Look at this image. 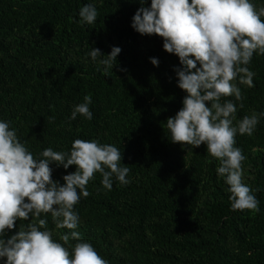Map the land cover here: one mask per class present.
Masks as SVG:
<instances>
[{"label": "trees", "instance_id": "obj_1", "mask_svg": "<svg viewBox=\"0 0 264 264\" xmlns=\"http://www.w3.org/2000/svg\"><path fill=\"white\" fill-rule=\"evenodd\" d=\"M251 2L264 6V0ZM89 3L98 11L91 25L79 17ZM139 7L138 0H0V120L34 157L47 147L69 151L76 138L120 148L130 183L113 177L109 191L97 172L87 186L91 194L74 206L80 218L75 231L108 264H264V116L253 135L236 136L246 157L243 183L260 210H232L228 185L216 172L219 162L206 145L170 141L166 119L186 95L177 86L179 60L163 49L161 37L131 27ZM113 46L121 52L106 76L88 53L94 47L107 54ZM248 67L253 87L233 81L243 101L222 98L237 106L234 125L253 111L264 113V54H254ZM85 95L92 99V119H71ZM50 167L60 184L75 171L74 165ZM40 218L57 242L72 231L56 229L50 213ZM30 222L18 220L5 238Z\"/></svg>", "mask_w": 264, "mask_h": 264}, {"label": "clouds", "instance_id": "obj_2", "mask_svg": "<svg viewBox=\"0 0 264 264\" xmlns=\"http://www.w3.org/2000/svg\"><path fill=\"white\" fill-rule=\"evenodd\" d=\"M138 2L141 7L133 14L131 27L141 35L161 37L163 49L179 60L174 71L177 86L186 95L183 106L166 119L170 141L191 147L206 145L208 154L219 162L217 175L228 185L231 209L258 212V199L243 183L246 157L236 146V136L253 135L264 113L253 111L234 125L237 106L222 98L243 101L233 81L254 86L255 73L248 65L254 54H264V6L257 9L251 0H150L148 7L145 0ZM97 16L91 3L79 9L81 23L91 25ZM120 52L118 46L107 54L91 47L88 55L103 66L107 76ZM150 61L158 66L157 58ZM83 101L73 106L71 119L78 114L92 119L91 96L85 95ZM121 160L120 148L80 138L72 141L69 151L47 147L34 157L9 122L0 120V258H6L4 264H108L75 231L80 218L74 206L81 196L91 194L87 186L97 172L109 191L113 177L121 185L130 183V169L122 167ZM53 162L64 169L75 166V171L62 177L63 184L52 178ZM49 213L56 229L72 230L59 237L62 243L52 238L48 221L40 218ZM18 220L32 222L21 224L5 238L6 230L17 228Z\"/></svg>", "mask_w": 264, "mask_h": 264}]
</instances>
